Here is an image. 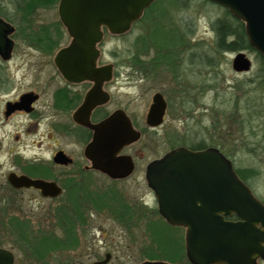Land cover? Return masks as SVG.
Masks as SVG:
<instances>
[{"label":"rangeland","instance_id":"1","mask_svg":"<svg viewBox=\"0 0 264 264\" xmlns=\"http://www.w3.org/2000/svg\"><path fill=\"white\" fill-rule=\"evenodd\" d=\"M9 1L0 0L8 16L13 19H24L22 13L14 10ZM28 15L26 19H34V24L41 21L49 24L59 19L58 5L38 8ZM222 15H224L223 8L205 3L204 0H165L159 8L147 16L151 18V21L142 23L139 36H136L139 28L134 27L125 36H110L102 41L104 60L113 63L119 73L117 83L121 88L116 93L115 100L121 101L125 112L142 131L143 136L136 147L143 157L138 159V169L131 179L119 183L97 179L96 190L99 193L123 194L126 197H122L138 201L140 204L144 200L149 205L147 210L144 209L145 212L152 213L153 210L155 211V198L145 180V164L161 158L174 147L190 148L202 142L208 147L220 143L228 144L233 136L234 141H244L243 145L239 144L235 149L238 150L234 158L235 165L238 168H254L259 171L257 177L250 183L254 194L264 201V124L261 123L263 120L257 118V115L264 113L262 60L256 52L246 50V55L252 61V68L248 73L242 74L234 72L231 67L234 56L238 52L216 56L214 67L204 66L203 59L208 54H215L213 50L216 39L214 23ZM181 18L187 20L189 31L193 28L194 35L188 37L190 41L188 54L180 69L182 78L175 81L172 80V76L177 75L176 66L179 57L170 52L175 49V39L171 37L176 33L174 28L181 27L179 21ZM156 30L168 34L166 38L168 43L164 49L156 48L152 37L149 39V32L154 34ZM143 40L147 41L146 50ZM190 52L195 54L191 58L192 61L188 59ZM158 55L172 57V59L167 65H162L165 60L158 62L156 59ZM141 59L146 63L143 65L139 63ZM139 65L141 66L138 67ZM17 76H22V73L19 72ZM157 92L164 94L166 99L172 100V105L164 124L155 132L148 129L145 120L146 112ZM5 98L8 97L0 94V104ZM252 103L256 109H252ZM237 107L240 110L243 107L249 108V112L246 108L242 113L246 118L248 115L253 119L252 132L248 130V133L240 136L236 133V126L231 121L235 119L232 110ZM15 129L12 125L3 126L0 122V195L2 196L10 194L6 191L7 185H5L6 174L10 169L5 150L9 141L8 136L14 133ZM255 136L258 137L254 138ZM256 139H261L263 142L257 143ZM36 140L35 138L24 140L25 144L21 149L29 157L34 155L39 158H48L50 155L48 149L39 150L36 147L33 149L32 145ZM227 147L232 149L235 146L229 144ZM14 158L15 155L13 163ZM29 195L30 193L24 195L23 199L13 196L15 204L10 213L29 221L31 233L30 231L26 233V230H22L23 227H14L12 239H6L2 233L0 244L14 251L17 258L16 264H45L46 260L43 261V258L36 254L41 252L45 255L50 249L48 247L42 249L40 246L41 249H38L36 245L47 238V233L41 235L39 231L48 230V225L52 223L48 215L51 203L39 201V198H30ZM121 214L122 209L119 210V215ZM151 216L153 232L132 234L122 228L121 224H124V221L121 217V223H118L112 219L109 212L108 214L92 213V216L89 215L88 225L78 231L69 227L70 224L64 219L61 226L66 228L54 232L56 236L58 235L56 240L60 242V251L54 259L52 258V261H46V264H90L91 261L102 259L106 252L113 254L111 264H138L139 258L149 254L156 255L163 261H169L165 257L168 255L176 258L175 264H189L185 256V232L164 226V221L159 215L152 213ZM44 226L46 228H43ZM51 241H54L53 238L48 239V242ZM165 246L168 248L167 251Z\"/></svg>","mask_w":264,"mask_h":264},{"label":"flooded vegetation","instance_id":"2","mask_svg":"<svg viewBox=\"0 0 264 264\" xmlns=\"http://www.w3.org/2000/svg\"><path fill=\"white\" fill-rule=\"evenodd\" d=\"M180 4L184 5L183 3ZM148 10L149 8L145 10L142 19H139L132 26V28H139L136 36L141 34L142 23L151 21L150 17L145 16ZM33 20L7 18L0 14V30H3V33L0 34V94L8 97L0 104V122L3 126L12 125L16 128V131L8 136L9 141L5 150L10 165V169L6 174L5 185H7L6 191L10 194H7V196L0 195V202H2L0 204V236L4 233L6 239H12L14 227H23L22 230L31 233L29 221L10 213L15 204L13 196L17 199L18 197L23 199L24 195H28V193H30V198H39V201L51 203L48 215L52 223L48 225V230L39 231L41 235L48 234L46 235L47 238H44L47 242L44 243L43 247H48L49 252H46L45 255L41 252L36 254L38 257L43 258V261H52L60 251V242L56 240L58 235L56 236L54 232L66 228L61 226L62 220L68 221L69 227L71 226L78 231L88 225L89 215L92 216V213L108 214L109 212L112 219L118 223H121L122 218V221H124V224H121L122 228L131 234L153 232L152 213L159 215L161 220L164 221V226L186 232L183 227L168 224L160 215L154 192L155 211L153 210L150 213L149 211L145 212L149 205L144 200L140 204L138 201L124 198L126 196L123 194L104 195L96 190L95 181L99 178L113 183L131 179L138 169V159L143 157L136 147L137 142L129 144L121 150L118 156H127L133 163L132 173L124 179L108 177L106 173L94 168L92 162L86 157V148L92 143L95 136L93 127L102 124L115 113L124 112L130 119L132 127L140 132L141 138L143 136L134 120L125 112L121 101L115 100L116 93L121 88L117 83L119 73H117V67L113 63L104 60V53H102L104 52L102 41L110 36L121 37L126 34L112 35V33L107 32L106 28H102L103 39L98 44V53L100 54L96 66L101 69L111 65V79L104 82L100 90H94V82L69 80L63 75L58 65L66 62V59L60 56V53L72 41V37L67 34L68 32L60 18L49 24L44 21L34 24ZM179 21L181 27H175L176 33L171 37L175 39V49L170 51L179 57L176 66L177 75H173L171 72L173 75L172 80L175 81L182 78L180 69H182L183 60L188 54L190 42L188 37L194 35L193 28L189 31L190 28H188L189 25L186 23L185 18H181ZM152 35L153 33L150 34L149 32V39ZM168 47L170 48L169 45ZM19 72L22 73V76L18 77ZM89 94H93L91 96L96 101V106L94 105L93 108L87 106ZM162 95L167 104L164 116L165 122L172 100L166 99L164 94ZM159 127L151 128L148 126V129L156 132ZM31 138L37 139L32 145L33 149L34 147L39 150L46 148L50 151L48 158H39L34 155L29 157L25 154L21 147L25 144L24 140ZM175 148L178 147L171 148L168 152ZM188 149L192 150L191 148ZM59 154H63L65 161H56L55 158ZM148 165V163L145 164V180ZM12 176L17 178L26 177L32 181H42L53 185L54 187H51L52 191L56 188L60 192L53 196L45 195L41 188L34 186L18 188L10 182ZM121 209L122 214L119 215ZM225 219L234 223L238 221L234 214L225 216ZM27 226H29L28 229ZM41 237L43 238V236ZM49 238H53L54 241L48 242ZM40 245L42 243L36 245V248H39ZM0 249L10 251L14 256V264L17 263L16 254L13 250L4 248L1 244ZM107 254L110 256L108 264H111L113 259L111 252H106L102 259L93 262L104 260ZM156 257V255H144L139 258L140 260L137 263L163 261ZM186 259L189 264H192L187 256ZM258 263L264 264V261L259 260Z\"/></svg>","mask_w":264,"mask_h":264},{"label":"water","instance_id":"3","mask_svg":"<svg viewBox=\"0 0 264 264\" xmlns=\"http://www.w3.org/2000/svg\"><path fill=\"white\" fill-rule=\"evenodd\" d=\"M156 0H59L58 15L72 37L58 64L67 79L94 82L100 90L111 79L112 66L97 68L98 44L102 28L112 35H123L142 19L145 10ZM227 9L245 23L250 46L264 58V0H208ZM3 30H0V34ZM1 36V35H0ZM252 61L245 52H238L232 61L236 73H248ZM89 94L87 106L95 100ZM96 106V105H95ZM167 104L161 93L153 96L146 124L157 128L164 123ZM121 111L93 127L95 136L86 148V157L94 168L113 179H124L133 171L132 160L118 156L123 148L141 139L139 131ZM65 161L63 154L55 158ZM234 165L218 148L193 151L178 147L149 163L147 186L152 189L160 215L168 224L183 227L186 256L192 264H259L264 261V201L234 171ZM18 187L41 188L45 195L59 190L42 181L12 176ZM236 215L237 222L225 216ZM110 256L91 264H108ZM0 264H14L13 254L0 249ZM141 264H172L146 261Z\"/></svg>","mask_w":264,"mask_h":264},{"label":"trees","instance_id":"4","mask_svg":"<svg viewBox=\"0 0 264 264\" xmlns=\"http://www.w3.org/2000/svg\"><path fill=\"white\" fill-rule=\"evenodd\" d=\"M165 0H157L151 7H149V10L146 13V17L148 15L151 14L152 11H155L157 8H159L160 5H162L164 3ZM59 0H10L9 3H12L13 5V9L17 10L18 12L22 13V17L26 18L28 17L30 13H33L36 9L38 10V8H50V7H54L56 5H58ZM205 3H211L208 0H204ZM213 4V3H211ZM3 3L0 2V14L4 17L7 18H12L10 16H8V14L6 13V8L2 6ZM218 6V5H217ZM220 8H223L221 6H218ZM224 9V15H222V17H219L216 19L215 23H214V30L216 33V39L214 42V53L215 54H208L206 56L205 59H203L204 62V66L205 67H214L216 65L215 61H216V56H222L224 53H234V52H240V51H246V50H250V51H254L257 53V55H259L261 57L262 60V72H263V80H264V58L257 52L255 51V49H253L248 41L247 35H246V30H245V23L243 21H240L238 19H236V17H234L227 9ZM168 37V34L160 31V30H156V32L152 35V39L156 45V48H162L164 49L167 46L168 43V39H166ZM144 42V46H147V41L143 40ZM145 46V50L147 49V47ZM195 54L193 53H189V58L191 61L193 59ZM196 57V56H195ZM156 59L158 60V62H161L160 60H165L164 62H162V65H167L168 61H170V59H172V57H164V55H158L156 57ZM139 63H141L142 65L145 64L146 62H143V60L141 59L140 61H138ZM161 66V65H160ZM252 109H256V107L254 106V104L252 103ZM247 108V109H246ZM246 109L249 112V108L248 107H243L241 110L239 107H237L236 109L232 110V113L235 117V119L233 120V122L231 121V123L234 124V126H236V133L240 136L244 133H248V130H251V132L253 131L254 128V123H253V119L250 118V116L247 115V118L245 117V115L242 113L243 110ZM258 119L263 120V122L261 121L262 124H264V113H260L259 115H257ZM247 130V131H246ZM235 134V132H232ZM233 137V136H232ZM231 137V140H229L228 144L225 143H220L219 145H213L210 146L211 147H216L218 149H220V151L230 159V161H232V163L235 165L236 160L234 159L235 156H237L238 150L236 151L235 149L238 147L239 144L243 145L244 141H234L232 140L233 138ZM258 136H255L254 138H257ZM228 138V137H227ZM229 139V138H228ZM257 143H261L263 141L256 139ZM233 145L235 146L232 149H229V147H227V145ZM264 144V142H263ZM208 146H206L203 142L199 143L197 145H193L190 148L192 150H203L206 149ZM235 167V171L238 174V176L249 185V187L252 189L253 186L251 185L250 181L254 180V178L257 177V175L259 174V171L254 169V168H238ZM47 240L44 239L42 241V245H40V247L42 249H44L43 247V243H46ZM168 244V242H167ZM175 245V244H174ZM176 246H178L176 244ZM38 248V247H37ZM46 248V247H45ZM40 249V248H38ZM167 247L165 246V250L167 251ZM167 257L166 259L169 260L168 262L175 264L176 262V258L172 257V256H165ZM156 258H160V257H156Z\"/></svg>","mask_w":264,"mask_h":264}]
</instances>
